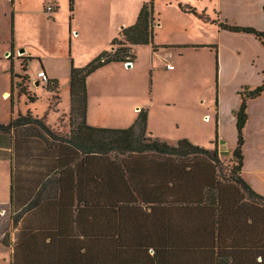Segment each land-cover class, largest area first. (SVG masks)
<instances>
[{"label": "trees", "instance_id": "16d2710c", "mask_svg": "<svg viewBox=\"0 0 264 264\" xmlns=\"http://www.w3.org/2000/svg\"><path fill=\"white\" fill-rule=\"evenodd\" d=\"M74 4L69 0L71 12ZM181 9L204 18L195 8ZM204 19L264 45V31ZM154 24L150 0L110 50L84 67L73 63L69 133L31 112L0 122V149H8L0 160H10V213L19 228L11 264H264V195L242 177L248 105L264 94V80L239 92L229 178L218 136L213 150L186 138L175 145L153 138L146 108L125 129L87 122L88 77L114 62H135V47L154 42ZM30 59L22 58L26 74L17 88L36 102L26 84ZM11 71L14 78L13 62ZM45 85L56 109L59 82L47 78ZM7 234L2 242L11 246Z\"/></svg>", "mask_w": 264, "mask_h": 264}, {"label": "crops", "instance_id": "0c3cea01", "mask_svg": "<svg viewBox=\"0 0 264 264\" xmlns=\"http://www.w3.org/2000/svg\"><path fill=\"white\" fill-rule=\"evenodd\" d=\"M149 1L75 0L71 12L69 0H0V122L7 123L12 117L31 112L34 116H45L52 127L70 132L73 63L84 67L103 51L110 50L112 41L123 28L137 22L142 6ZM48 4L53 5V11H46ZM181 5L195 8L204 18L264 31V0H154V42L135 47L137 59L131 61L132 65L114 62L88 77L87 122L94 127L125 129L146 108L148 131L153 138L172 145L186 138L213 150L218 136L220 157L229 162L238 143L239 92L244 86L256 88L263 83L264 45L254 35L223 30L183 11ZM199 45L206 47L197 48ZM30 57L33 59L28 62L27 75L31 80L29 90L39 97L36 102L19 94L17 88L22 82L20 77L26 74L20 61ZM35 61L40 68L32 79L29 71ZM168 65L173 69H168ZM40 70L59 82L61 103L56 109H50L53 92L39 79ZM188 73L191 75L187 87L182 78ZM149 74L150 99L142 91L148 86ZM202 74L213 78L216 74L217 82L218 107L212 110V116L206 113L203 117L206 134L200 117L196 118V110L200 113L198 89ZM32 82L46 95L47 102L41 107L39 101L43 97ZM226 86L232 89L227 97ZM157 89L166 95L156 93ZM176 107L179 109L174 112L171 108ZM248 112L242 177L264 195V94L249 101ZM0 164L9 168L6 182L0 184V190L5 185L7 193L6 200L0 196V264H11L19 228L14 227L10 213V160L2 159ZM0 180L4 178L0 176ZM7 231L11 246L2 242Z\"/></svg>", "mask_w": 264, "mask_h": 264}, {"label": "rangeland", "instance_id": "374dc122", "mask_svg": "<svg viewBox=\"0 0 264 264\" xmlns=\"http://www.w3.org/2000/svg\"><path fill=\"white\" fill-rule=\"evenodd\" d=\"M202 47H206V46L205 45L197 46V48H202ZM209 47H211V46H209ZM213 48H214V46H213ZM20 56H22V55H20ZM20 63L22 64V61H20ZM176 65H177V63H176ZM39 68L40 67H39V65H38V63L36 61L32 62L31 66H30V71H29L31 76H32V79L36 78V74H37V71H38ZM22 72H25V71H22ZM23 75L24 74H22V76ZM189 75H191V73L185 74L183 76V78H182V82L184 83V85H187V87H188V84H189V81H190ZM226 78H227V75H226ZM147 79H148V86L142 91L144 92V96L145 97L148 96L149 99H150L152 97V94H151L152 90H151V86H150V84H151L150 83V74H149V78H147ZM225 80L226 79H224V86H225ZM30 83H31V80L26 82L27 85H30ZM216 83H217L216 82V74H214V78L213 77L204 76L202 74V83H201V86L198 89V91L200 92V95H201V104H200V107H199L200 108V113H198L199 111L196 110V113H197L196 118L198 119L200 117L199 123H200L201 126L205 127V129H203V134L207 133L206 132V125L207 124L203 122V117H204V115L206 113H209L212 116L213 115L212 110L214 108H216V92H217ZM32 84H33V87L36 86L35 82H32ZM35 88H37V92L39 93V95L41 97H43L39 101V104H40L39 106L41 107L42 105H44L47 102L46 101L47 100L46 99V95H45V93H44V91H43V89L41 87H35ZM231 90H232L231 88H228L227 86L225 87V96L226 97L230 96L229 92ZM158 92H160L161 94H164L162 89L160 91L157 89L156 93H158ZM164 95H166V94H164ZM231 99H232V101L235 100L233 97H231ZM40 107H38V110H41ZM171 109H173V111L176 112L179 108L176 107V108H171ZM192 110H194V108ZM207 117H209V116H207ZM62 132L69 133V131L67 129L62 130ZM205 145H207V144H205ZM214 146H215V144H214ZM221 160H222V165H223V169H224L223 174L225 175V177L229 178L231 164L228 162V159L226 157H224V159L221 158ZM8 172H9V168L5 164H0V176H1V179L4 178V180H0V184H2L3 182H6L5 179L7 178ZM0 196H4L5 200L7 199V193L5 191V185H4V190H0ZM7 236H9V235L7 234Z\"/></svg>", "mask_w": 264, "mask_h": 264}, {"label": "built area", "instance_id": "2783aa9c", "mask_svg": "<svg viewBox=\"0 0 264 264\" xmlns=\"http://www.w3.org/2000/svg\"><path fill=\"white\" fill-rule=\"evenodd\" d=\"M53 9H54V8H53V5H52V4H48V5L46 6V11H47V12H51V11H53ZM132 64H133V63H132L131 61L126 63V65H128V66H130V65H132ZM167 67H168V69H173V66H172V65H168ZM38 77H39V79L42 80L43 82H46V80H47V78H48L44 70H40V71L38 72Z\"/></svg>", "mask_w": 264, "mask_h": 264}, {"label": "water", "instance_id": "95a60500", "mask_svg": "<svg viewBox=\"0 0 264 264\" xmlns=\"http://www.w3.org/2000/svg\"><path fill=\"white\" fill-rule=\"evenodd\" d=\"M21 52L24 53V50L22 49ZM38 84H39V82H38Z\"/></svg>", "mask_w": 264, "mask_h": 264}]
</instances>
